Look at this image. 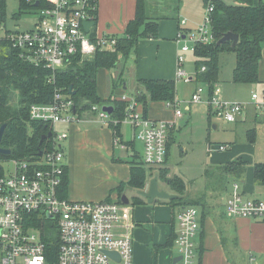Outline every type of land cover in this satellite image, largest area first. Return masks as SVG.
Instances as JSON below:
<instances>
[{
    "label": "built area",
    "instance_id": "built-area-1",
    "mask_svg": "<svg viewBox=\"0 0 264 264\" xmlns=\"http://www.w3.org/2000/svg\"><path fill=\"white\" fill-rule=\"evenodd\" d=\"M42 1L43 7H40ZM37 19L24 30L5 32V40L17 52L19 59L33 67L46 69L53 84L59 71L77 62L88 61L97 52L112 51L116 38L97 36L95 25L85 32L84 22H94L96 0H25ZM38 3L35 6V3ZM203 23L194 30L180 29L176 35L179 45L176 55L175 81L191 82L183 70L185 55L193 54L196 46L213 42L210 15L213 5L206 2ZM185 25V20L180 21ZM204 68L201 69L203 71ZM205 103L213 116L226 123H235L243 115L239 103L222 101L219 89L211 96L207 85H199L191 94L184 110L190 104ZM257 108L264 100L251 97ZM127 103L121 124L128 125L135 140L142 144V163L152 170L160 169L166 159L169 131L174 122L152 120L144 115L133 97H120ZM174 119L182 116L181 101L167 102ZM102 124L108 125L109 115L101 106H92ZM30 121L49 125L53 131V148L41 153L35 161L0 160V264H132V237L130 229L117 232L121 220L122 204L107 201H73L61 195L62 176L65 171L60 142L66 133H56L55 126L77 121L70 97L54 90L48 104H34L29 108ZM212 151L222 152L225 145H213ZM228 218H244L264 222V200L246 198L238 183L231 185L225 204ZM174 257L176 264H196V238L199 233V213L194 206L179 208L176 214ZM57 230L55 251L44 239L43 229ZM117 255L118 260L109 254Z\"/></svg>",
    "mask_w": 264,
    "mask_h": 264
},
{
    "label": "crops",
    "instance_id": "crops-1",
    "mask_svg": "<svg viewBox=\"0 0 264 264\" xmlns=\"http://www.w3.org/2000/svg\"><path fill=\"white\" fill-rule=\"evenodd\" d=\"M144 2L148 18L151 15L155 17L157 38L139 40L135 54L130 56L133 57V61L130 57L125 60L120 58V65L124 64L126 69H117L118 64L114 71L105 69L97 71L96 93L102 100L116 101L120 100L121 96L133 97V81L137 79L175 81L176 55L179 47L176 35L180 29L191 30V22L182 18L185 14L184 8H191L193 13L200 15L205 7L204 0H144ZM120 5L123 7V12L119 16L116 10H113ZM135 5L136 0H97V21L105 17L108 20L107 31L102 35L122 37L126 24L134 17ZM181 20H185L184 26L180 25ZM262 54H264L263 49L258 65L259 83H264ZM194 62L195 59H192L193 70L190 72L192 74ZM117 71H119L118 80L121 79V81H115ZM120 74L121 78H119ZM193 78L192 81H194ZM217 86L218 79L215 87L219 89L220 97L221 91ZM138 107L152 120L170 122L174 119L172 109L167 108L163 102L149 103L146 112L140 104ZM242 116L237 121H240ZM76 118L77 121L69 125L55 126L56 133L67 134V137L60 142L68 179L66 198L73 201L109 199L120 203V197L125 194L128 204H122L117 232L130 229L132 245L139 242L148 247L151 246L150 249L155 256H159L163 261L161 264H172L175 258L173 248H163V245L177 232L176 214L182 206L163 204L159 200L148 204L136 194L138 190L130 187L122 191V194L116 192L117 187L128 183L132 167L147 169L142 163V144L134 139L131 128L126 124H121L119 127L118 139L122 141L119 144L115 140L114 131L108 125L102 124L91 110L78 113ZM214 128L217 126L214 125ZM209 147L211 143H208V154L219 153L212 151ZM168 153L167 146L165 163L161 168L168 169L166 167ZM233 160L235 159L228 157L216 160L218 163L216 166L221 168ZM151 171L154 170L151 169ZM218 173L217 176L220 174ZM249 173L250 175H247L248 171H245L243 174H246L248 181L232 180L219 187H217L219 179L217 178L213 184L214 188H208L199 196L202 200L197 205L200 229L196 238V264H264V222L244 218L231 219L225 215V204L233 183L239 184L246 198L263 200L257 193L258 187L263 186L254 182L253 168ZM184 185L186 193H191V187L188 188L186 183ZM126 187L128 186L124 188ZM129 191H132V194L127 195ZM136 198L141 201L134 203ZM135 210L143 213L135 218Z\"/></svg>",
    "mask_w": 264,
    "mask_h": 264
},
{
    "label": "trees",
    "instance_id": "trees-1",
    "mask_svg": "<svg viewBox=\"0 0 264 264\" xmlns=\"http://www.w3.org/2000/svg\"><path fill=\"white\" fill-rule=\"evenodd\" d=\"M208 0H204L205 4ZM237 4H225L222 0H210L213 12L210 15L213 42L196 46L193 56L194 81L208 87L211 96L213 85L219 74L218 57L221 53L232 52L235 55V65L232 70L234 84L258 83V65L261 59L262 46L264 45V0H237ZM7 0H0V24L6 19ZM40 7H43L42 1ZM31 11L32 7L25 0H18V13ZM94 25L97 21V0L94 12ZM147 16L144 0H136L135 13L126 26L122 37L116 38V45L112 51L97 52L92 59L77 62L74 59L69 68L59 71L54 76L53 84L47 80L51 74L48 70L33 67L23 63L17 52L10 45L0 39V127L5 124V130L0 146L9 150L10 155H0V160L16 159L35 161L39 158L38 152L45 153L53 148V131L49 125L30 121L29 108L34 104H48L52 101L54 90L70 97L74 104L75 114L91 110L92 106L103 107L110 103L112 112L108 126L114 131L121 125L126 115L127 103L125 101L102 100L96 93V75L99 69L114 70L120 58L127 59L135 54L137 43L141 39H156L157 25L150 22ZM152 23V24H151ZM227 32L238 35V42L234 47L230 42L216 46V42ZM204 68L203 71L201 69ZM121 78V74L119 75ZM133 91L134 100L146 112L149 103L172 102L175 96V81L170 80H135ZM72 86V94L68 92ZM18 94L17 105L9 106L10 93ZM74 93V94H73ZM79 100H83L78 104ZM144 114V113H143ZM115 123V125H113ZM51 133L41 143L43 136ZM247 163L240 159L228 162L222 170L231 172L240 178L246 171ZM168 169L161 168L159 177L166 179ZM146 172L142 167H132L130 179L126 185L117 187V193L122 194L125 186L141 190L144 186ZM253 179L257 185L264 187V164H254ZM167 185L174 195H181L185 185L178 177L168 179ZM68 179L66 168L62 176L61 195L66 198ZM110 202V200H105ZM141 200L136 198L134 203ZM180 199L165 201L166 204L177 206ZM184 207V206H182ZM175 236L169 237L163 248H173ZM48 246L55 251V241L48 242Z\"/></svg>",
    "mask_w": 264,
    "mask_h": 264
},
{
    "label": "rangeland",
    "instance_id": "rangeland-1",
    "mask_svg": "<svg viewBox=\"0 0 264 264\" xmlns=\"http://www.w3.org/2000/svg\"><path fill=\"white\" fill-rule=\"evenodd\" d=\"M222 1L225 4L237 3L235 0ZM115 10L119 16L122 15V5L118 6L113 11ZM193 12L194 11H192L191 8H184V13L186 15L183 14L182 16V18L191 22V30H194L202 25L206 8L203 7L200 15L199 13L197 14ZM17 13L18 0H7L6 19L0 24V38L5 35V32L14 30L24 31L28 29L31 23L37 19L33 11L24 10L19 15H17ZM149 18V21L153 23L155 17L151 15ZM107 24L108 20L106 17L103 19L101 18V20L99 18V21H97L95 26L97 36H102L103 32L105 33L107 31ZM262 49L264 50V45L262 46ZM262 56L264 58V54H262ZM130 58L133 61V57ZM192 59H195L193 54L187 53L183 64V70L189 77H191V79L193 77L195 78V74L190 73L193 70V67H191ZM118 64L119 66L117 69H126L124 64ZM234 65L235 55L232 52H225L219 55V75L217 87L220 88V99L222 101L239 103L243 106V118L240 121H236V123L229 124L222 118L213 116L209 111V107L205 103L207 100V94L203 95L202 103L190 104L189 110L185 111L184 107L186 103L189 102L191 94L195 88L204 84H197L195 81L185 83L182 80H176V94L172 102L175 100H180L182 102L180 110H182L183 117L182 119H173L172 121L174 124L170 129L169 140L167 143V146L169 147L166 165L168 173L166 179H163L158 178L159 169H155L154 171H151V169L147 170L148 168L145 169L147 172L144 186L141 189L142 191L147 189L149 181L156 176L159 188L170 195H174L166 181L168 179H173L176 176L181 178L182 182L184 181L188 188L191 187L192 189V192L189 194L186 193V190L184 189L181 195H177V198L180 199V204L177 206H194L198 210L197 205L202 200L199 196L208 188H214L213 184L217 178H219L217 187L224 186L225 184L232 182V180L238 181L240 179H245L248 181L246 174L242 175L240 178H237L233 174L229 175L231 172L224 169L222 170L223 166L221 168L216 166L218 165L216 160H223L228 157L246 161V171H248L247 175H250L249 171L252 170L254 164H264V107L257 108L251 99L252 95H256L259 101L264 100V83L258 82L251 85L234 84L232 82V70ZM262 66H264V60H262ZM118 74L119 71H117L115 81L118 80ZM118 81H121V79ZM215 85L216 83L213 85V88ZM133 86L134 91L136 86L135 81H133ZM17 102L18 94L16 91H12L10 93L9 106L13 108L17 105ZM81 102H83V100H79L78 104ZM166 103L167 102L164 104ZM106 104L110 105L108 102ZM113 125H115V123H113ZM214 125L217 126V128H214ZM56 131L58 132L57 127ZM114 137L119 144L122 143V141L118 139L119 132L117 129H114ZM208 143H211V146L224 144L227 146V149L225 151L215 153V155H210L208 154ZM229 148L230 150H228ZM217 172L220 173H218L219 176H217ZM126 189L130 188H123L122 191L124 192ZM257 193L258 197L264 200V187H258ZM130 194H132V191L127 193V195ZM129 201L131 202L130 199ZM165 201L170 200H159V202L163 204H166ZM142 213L143 212L141 211L135 210V218ZM145 216H147L146 213ZM43 235L47 242L56 241L57 230L47 227L46 229H43ZM150 247L151 246L148 247L144 243H134L132 245V264H161L163 261H161L159 256H155V253L152 252ZM174 252L175 249H173V254H175Z\"/></svg>",
    "mask_w": 264,
    "mask_h": 264
},
{
    "label": "water",
    "instance_id": "water-1",
    "mask_svg": "<svg viewBox=\"0 0 264 264\" xmlns=\"http://www.w3.org/2000/svg\"><path fill=\"white\" fill-rule=\"evenodd\" d=\"M37 2L35 3V6H37ZM94 26V22H84L83 23V27L85 29V32H88V30L90 29V27ZM225 42H230V46L234 47L237 42H238V35L227 32L225 33L217 42H216V46H220L221 44L225 43ZM72 86L69 87L68 92L70 94H72ZM74 94V93H73ZM102 111L106 112L108 115L111 114L112 112V108L110 106H103L102 107ZM6 125L3 124L0 127V143H1V139L4 133ZM52 135L51 133L47 134L46 136H43L40 143L45 140L46 138H50ZM0 155H5L8 156L10 155V151L1 148L0 146ZM38 156H41V152H38ZM138 196H140L141 198H143L146 203L148 204H152L157 200H175L177 198L176 195H170L168 193H166L164 190H161L159 188L158 185V180L157 177H153L149 183H148V187L145 191L142 190H138L136 193ZM120 203L123 205H127L128 204V199H126V197L124 195H122L120 197ZM109 256L114 257L118 260V257L116 254L111 253L109 254ZM180 260L179 257H175L172 261V264H176L178 261Z\"/></svg>",
    "mask_w": 264,
    "mask_h": 264
}]
</instances>
